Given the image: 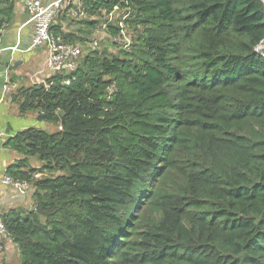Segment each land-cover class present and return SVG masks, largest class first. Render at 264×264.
<instances>
[{
	"label": "trees",
	"instance_id": "16d2710c",
	"mask_svg": "<svg viewBox=\"0 0 264 264\" xmlns=\"http://www.w3.org/2000/svg\"><path fill=\"white\" fill-rule=\"evenodd\" d=\"M130 2L129 52H90L68 86L56 74L13 97L54 127L9 139L23 159L7 175L47 174L25 216L1 215L20 264H264V0Z\"/></svg>",
	"mask_w": 264,
	"mask_h": 264
},
{
	"label": "built area",
	"instance_id": "2783aa9c",
	"mask_svg": "<svg viewBox=\"0 0 264 264\" xmlns=\"http://www.w3.org/2000/svg\"><path fill=\"white\" fill-rule=\"evenodd\" d=\"M25 7L28 14L27 23L32 27L31 47H44L47 56V71L51 76L56 74L67 75L63 80V85L68 86L75 79L72 75L81 65V59L90 50H95L99 45L102 34H111V42L119 47V50L129 52L132 48L133 40L130 35V29L133 28L132 22L135 19V13L132 9L130 0H116L117 2L109 11L97 12L91 14L87 5L88 0H15ZM101 13L100 15H98ZM61 17L65 21L59 20ZM97 18V19H96ZM77 21H93V38L91 41L86 38V42L82 41L69 42L63 37L67 35V23ZM61 25V33H55L52 29L54 26ZM113 32V33H112ZM262 43L256 50L261 51ZM82 46L84 48H82ZM16 47L11 49L14 53ZM264 54V53H263ZM9 85L8 71L4 72L2 77V97L0 104L3 102V97L6 92L11 91ZM115 90V85L108 88L110 96ZM58 130H62L58 126ZM6 138V133L0 130V142ZM47 174L44 172H36L30 180L13 179L9 175H0V182L11 186L21 195H30L33 193V179H40ZM11 237L3 218L0 216V238ZM3 246L0 245V252L3 251Z\"/></svg>",
	"mask_w": 264,
	"mask_h": 264
},
{
	"label": "crops",
	"instance_id": "0c3cea01",
	"mask_svg": "<svg viewBox=\"0 0 264 264\" xmlns=\"http://www.w3.org/2000/svg\"><path fill=\"white\" fill-rule=\"evenodd\" d=\"M12 2L13 6L8 23H3L0 29V51L6 53L5 69L0 70V98L2 97V77L5 71H8L9 85L12 88L10 92L5 93L3 102L0 104V130L6 133V138L0 142V175H6L8 166L23 159L22 154L14 149L13 143L9 139L17 132L28 128L25 126L27 123L20 122L19 115L11 104L12 92L19 88L18 86L23 80L28 87V85L43 84L51 76L46 67L47 53L45 48L31 47L32 27L27 23L28 14L25 7L15 0ZM68 25L67 23V30ZM72 33L74 32L67 31L66 34ZM75 34L80 37L84 35L81 32L78 34L77 31ZM13 47H16L14 53L11 52ZM12 65L16 68L9 70ZM28 166L38 169L40 163L29 158ZM32 204V193L27 196L21 195L11 186L0 182V216L10 211L24 216L31 209ZM0 245L4 247L3 251L0 252V264H20L19 251L11 237L0 238Z\"/></svg>",
	"mask_w": 264,
	"mask_h": 264
},
{
	"label": "rangeland",
	"instance_id": "374dc122",
	"mask_svg": "<svg viewBox=\"0 0 264 264\" xmlns=\"http://www.w3.org/2000/svg\"><path fill=\"white\" fill-rule=\"evenodd\" d=\"M97 19V18H96ZM70 25V26H69ZM68 25V29L70 32H74L76 33V31H78V29H81V26L79 25V22L77 21H73V22H70ZM93 30H87L85 33H84V37L89 39L91 41V39L93 38ZM130 35L132 37V40L134 42V38H135V35H136V31L134 30V27L130 29ZM110 36H112L111 34H102L101 36V40L99 41V45L97 46V48L95 50H90L91 53H94V52H97V53H101V52H104V54L106 55H109V54H118L120 52L119 50V47L115 46L113 47L112 43H111V38ZM87 40H84L82 41V44L83 46L85 47L86 45L84 44V42H86ZM80 42V41H78ZM82 46V48H84ZM262 46V49L261 51L264 49V41L262 42L261 44ZM2 51V50H1ZM0 51V52H1ZM263 53V52H262ZM6 53L4 51H2V53L0 54V70H2L3 68L5 69V56ZM120 55V54H119ZM40 57V56H39ZM39 59V58H38ZM25 81H21L20 84H19V88L16 89L14 92H12V96L14 97V95H16L18 93V90L19 89H26V85H25ZM28 87H30V85H28ZM13 97H12V106L14 108V110H16L15 112L18 113V117H19V120L20 122H24V124H26L25 126H32V127H36V126H41L40 124H38L37 122V115H36V112L35 111H28V112H25V113H21L20 110H19V104L21 103V99L19 97L17 101L13 100ZM16 98V97H15ZM44 129H48L50 131H52L54 129L53 126L49 125V124H42V126ZM35 161H37L35 158H31ZM38 162V161H37ZM41 163H40V167H41ZM39 167V166H38ZM39 167V168H40ZM25 216V214H24Z\"/></svg>",
	"mask_w": 264,
	"mask_h": 264
},
{
	"label": "water",
	"instance_id": "95a60500",
	"mask_svg": "<svg viewBox=\"0 0 264 264\" xmlns=\"http://www.w3.org/2000/svg\"><path fill=\"white\" fill-rule=\"evenodd\" d=\"M16 68V66L12 65L11 67H9V70H14ZM60 115L62 116L63 114L60 113Z\"/></svg>",
	"mask_w": 264,
	"mask_h": 264
}]
</instances>
